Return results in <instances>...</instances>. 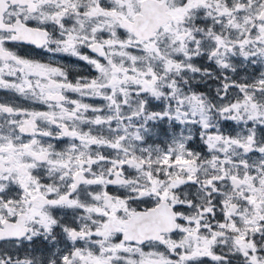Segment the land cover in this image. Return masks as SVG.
<instances>
[{"label":"snow or ice","instance_id":"obj_1","mask_svg":"<svg viewBox=\"0 0 264 264\" xmlns=\"http://www.w3.org/2000/svg\"><path fill=\"white\" fill-rule=\"evenodd\" d=\"M0 264H264V0H0Z\"/></svg>","mask_w":264,"mask_h":264}]
</instances>
